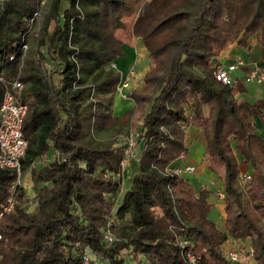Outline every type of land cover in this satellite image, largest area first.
Here are the masks:
<instances>
[{"label":"trees","instance_id":"16d2710c","mask_svg":"<svg viewBox=\"0 0 264 264\" xmlns=\"http://www.w3.org/2000/svg\"><path fill=\"white\" fill-rule=\"evenodd\" d=\"M60 1L50 0L35 35L36 0H0V101L9 81L23 83L20 169L35 187L27 197L15 185L12 209L0 215V264H82L86 249L90 264H122L127 253L145 264H188V249L196 264H236L221 250L229 238L248 239L251 259L264 264V136L251 121L261 118L264 98L249 103L243 86L211 76L222 49L233 42L247 49L251 37L264 63V0H64L63 8ZM129 14L148 66L141 85L125 91L132 107L116 116L119 74L106 65L123 56L116 31ZM136 111L138 169L114 204L123 157L117 137ZM189 125L202 129L207 168L221 172L222 230L207 217V192L164 172L186 152ZM109 130L112 138L92 143L94 132ZM51 149L53 159L31 167ZM13 181L0 169V205Z\"/></svg>","mask_w":264,"mask_h":264},{"label":"built area","instance_id":"2783aa9c","mask_svg":"<svg viewBox=\"0 0 264 264\" xmlns=\"http://www.w3.org/2000/svg\"><path fill=\"white\" fill-rule=\"evenodd\" d=\"M37 16L35 11L33 19ZM32 19V20H33ZM243 64L242 60H238L235 64L224 66L222 64H214L211 76L219 83L224 85L253 84L255 86L264 87V70L257 66H252L242 78L233 77L230 71ZM106 68L119 74V82L116 86V93L123 99H126L125 91L130 89L131 78L134 76L133 69H129L124 75L116 68L113 61L106 65ZM23 88V83L18 79H13L7 83L0 101V169H6L14 175V181L10 185V192L6 197L4 203L0 205V215L3 212H8L12 209L15 203V196L13 191L15 185L21 184V169L20 159L25 155L27 148V140L22 134V121L26 114L27 107L21 103L18 98ZM123 157L120 162L121 169L129 160H137L142 147V141L138 138V131L134 134L128 133L122 140ZM184 154L181 153L175 160L177 163L167 166L164 169L165 174L184 176L185 174H193L195 167L192 164L180 163L184 160ZM246 172H239L240 180H247ZM21 179V180H20ZM215 194L219 198H223V191L217 188ZM109 223L102 229V238L109 244L115 238L109 229ZM181 246H189L191 242L187 239L180 240ZM224 256L230 263L241 264L251 259L252 248L249 244H236L233 247L225 250ZM94 256L90 250H85L81 256L82 264H90ZM184 259L188 264H196L198 257L195 256L190 249L184 253ZM122 264H145L144 260L136 262L131 255L127 256Z\"/></svg>","mask_w":264,"mask_h":264},{"label":"crops","instance_id":"0c3cea01","mask_svg":"<svg viewBox=\"0 0 264 264\" xmlns=\"http://www.w3.org/2000/svg\"><path fill=\"white\" fill-rule=\"evenodd\" d=\"M134 19V18H133ZM132 23V22H131ZM131 26V24H130ZM129 26V28H130ZM123 56L116 57L113 62L116 68L124 75L129 69H133L134 76L131 78L130 89L138 88L141 85V77L148 66L147 53L141 42L137 37H133L130 34V38L127 41H122ZM248 48L241 49L235 43L229 44L227 47L222 49L215 57L214 64H222L228 66L235 64L238 60H242L243 64L230 71V75L237 78L242 76L252 67L257 66L264 70V63L260 60V51L256 47L255 37H251L248 41ZM244 88V97L249 103H255L258 100L264 98V87L255 86L253 84L239 83ZM116 93V92H115ZM117 94V93H116ZM118 98L123 100L118 94ZM132 103L130 99H126ZM133 105V104H132ZM131 107V106H130ZM188 112V110H187ZM261 118L252 116L251 121L254 124L256 131L264 136V110L261 112ZM262 121V122H260ZM262 123V124H261ZM184 143L186 145V152L184 154V160L180 163L192 164L195 167V171L192 174L193 182L186 178V180L196 189L205 190L207 192L206 201L213 208L216 209V213L219 214L220 218H224L223 213V198H219L215 191L217 188H221L220 178L217 176V172H212L207 168V162L203 159L204 150V139L202 129L195 125H189L185 127ZM55 156L54 150H49L41 156V158L32 164V168L38 169L44 164H47ZM177 162L175 161L174 164ZM138 169L137 160H129L125 163L121 169V188L117 195L118 201L120 196L130 184L131 178ZM239 171L246 172V166L239 164ZM27 172V173H26ZM24 172L22 176H28L24 184H33L30 179L28 171ZM185 178V177H184ZM28 196V193L25 189ZM33 194H31L32 196ZM30 196V197H31ZM218 229H223V224L216 226ZM232 244H247V239H232L229 238L222 246L221 250L228 249V246Z\"/></svg>","mask_w":264,"mask_h":264},{"label":"rangeland","instance_id":"374dc122","mask_svg":"<svg viewBox=\"0 0 264 264\" xmlns=\"http://www.w3.org/2000/svg\"><path fill=\"white\" fill-rule=\"evenodd\" d=\"M49 3H50V0H36V12H37V16L33 19L32 23L30 24V31H29L30 34H35L36 35L37 30H38L39 25H40V21L42 19V16L46 12ZM60 3H61V8H63L65 6V1L64 0H61ZM133 18H134V15H132V14L126 15L123 18L124 26L121 29H118L116 31V36L121 41H127L128 38H130L131 32H130L129 26H130L131 22L133 21ZM233 43H235V42H233ZM32 44L33 43L31 42V40L28 39V44H27V47H26V50H25L26 53H27L28 48L31 47ZM43 65L47 69L50 68L49 65L46 64V63H44ZM90 78H91V75H86L84 77V80L86 82H90ZM54 79H55V77H54ZM126 99L121 100V99L118 98V96H117L116 93L114 94L113 99H112V111H113V115L121 116L127 109H129V108L132 107V103L129 102V101H125ZM141 115L142 114H141L140 111L133 112V114H132L131 118L129 119V121L126 124L122 125L120 134L117 137L118 142L121 143L122 142L121 140L128 133L134 134V133H136L138 131V129L140 127V124H141ZM260 122H262V121H260ZM113 135H114V131H112V130H109V131H96L93 134L94 138H93L92 143H94V144L95 143L96 144L97 143H100V142H102L104 140H107V139L112 138ZM22 174H21V179L22 180L20 179L21 180V184L24 187V189H26V191L28 193V196L30 197L31 194H33L34 189H35L34 184H24V183H26V181L29 182L27 180L29 177L27 175L26 176H22ZM217 176H218V178H220V176H221V172L220 171L217 172ZM183 177H185V178H187V179H189V180H191L193 182L192 174H188L187 173ZM117 202H118V198H116L114 200V204H116ZM210 208H211V206H210ZM210 208H209V210L207 212L208 219H210L212 222H214L215 226L222 225L223 224V220H222V218H220L219 214L216 213V209L213 208L211 210ZM247 244H249L248 243V239H247ZM235 245L236 244H232L231 246H228V247L230 248V247H233ZM225 250L226 249H224V251ZM224 251H222V252H224ZM93 260H94V258H93ZM241 264H255V262L252 259H249L246 262L241 263Z\"/></svg>","mask_w":264,"mask_h":264}]
</instances>
